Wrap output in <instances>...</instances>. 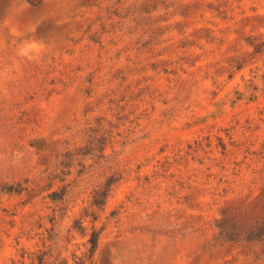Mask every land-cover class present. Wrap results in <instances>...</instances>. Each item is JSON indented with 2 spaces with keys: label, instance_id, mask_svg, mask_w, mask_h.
<instances>
[{
  "label": "rangeland",
  "instance_id": "1",
  "mask_svg": "<svg viewBox=\"0 0 264 264\" xmlns=\"http://www.w3.org/2000/svg\"><path fill=\"white\" fill-rule=\"evenodd\" d=\"M0 264H264V0H0Z\"/></svg>",
  "mask_w": 264,
  "mask_h": 264
},
{
  "label": "trees",
  "instance_id": "2",
  "mask_svg": "<svg viewBox=\"0 0 264 264\" xmlns=\"http://www.w3.org/2000/svg\"><path fill=\"white\" fill-rule=\"evenodd\" d=\"M102 196V193H99V191H96L94 194V204H97V200ZM97 241L98 238L96 237V235H92L91 239L88 241L89 245H90V255L92 256V254L95 252V249L97 247Z\"/></svg>",
  "mask_w": 264,
  "mask_h": 264
}]
</instances>
